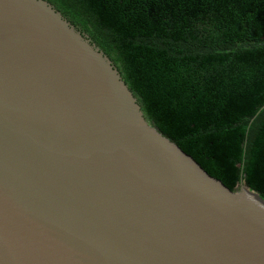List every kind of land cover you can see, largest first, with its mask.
<instances>
[{"label": "water", "instance_id": "95a60500", "mask_svg": "<svg viewBox=\"0 0 264 264\" xmlns=\"http://www.w3.org/2000/svg\"><path fill=\"white\" fill-rule=\"evenodd\" d=\"M0 264H264V198L158 131L47 0H0Z\"/></svg>", "mask_w": 264, "mask_h": 264}, {"label": "trees", "instance_id": "16d2710c", "mask_svg": "<svg viewBox=\"0 0 264 264\" xmlns=\"http://www.w3.org/2000/svg\"><path fill=\"white\" fill-rule=\"evenodd\" d=\"M47 1L109 57L158 131L264 198V0Z\"/></svg>", "mask_w": 264, "mask_h": 264}, {"label": "bare ground", "instance_id": "6f19581e", "mask_svg": "<svg viewBox=\"0 0 264 264\" xmlns=\"http://www.w3.org/2000/svg\"><path fill=\"white\" fill-rule=\"evenodd\" d=\"M252 190V189H251Z\"/></svg>", "mask_w": 264, "mask_h": 264}]
</instances>
